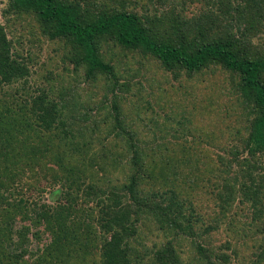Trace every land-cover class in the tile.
Instances as JSON below:
<instances>
[{"label": "trees", "instance_id": "obj_1", "mask_svg": "<svg viewBox=\"0 0 264 264\" xmlns=\"http://www.w3.org/2000/svg\"><path fill=\"white\" fill-rule=\"evenodd\" d=\"M6 1L5 15L35 20L27 27L38 29L23 42L0 24V264H228L231 257L242 264L250 253L248 264H264V236L255 237L264 234L260 166L248 165L247 180L235 153L234 166L221 158L199 172L206 162L195 155L194 130L215 129L194 103L184 107L188 116L172 115L178 122L168 127L184 144L172 162L161 153L166 147L152 151L144 126H127L120 108V91L139 69L133 57L150 55L166 70L204 80L208 96H224L222 107L249 124L258 158L264 46L252 38L264 34V0ZM56 58L61 64L52 67ZM120 162L129 171L121 177ZM225 176L232 183L224 190L238 186L242 204L240 217L227 222L228 193L207 189ZM212 179L217 184L207 187ZM48 191L53 210L43 200ZM39 223L52 230L48 250L30 248L39 245L41 231H31Z\"/></svg>", "mask_w": 264, "mask_h": 264}, {"label": "rangeland", "instance_id": "obj_2", "mask_svg": "<svg viewBox=\"0 0 264 264\" xmlns=\"http://www.w3.org/2000/svg\"><path fill=\"white\" fill-rule=\"evenodd\" d=\"M7 1L6 0H0V24L3 25L6 29V32L8 33V37H14L18 38L20 37V40L24 42V39L26 40V36L34 35L35 31L38 29L36 26V29H33L31 27H27L29 24H33L32 26H35V20L32 19H19L15 20V17L13 15H5L3 13V10L6 8ZM29 23L27 24V22ZM24 26L23 28H21ZM28 38V37H27ZM253 42L260 43L259 44V50L264 46V34L252 38ZM16 48H23V46H19V44H15ZM261 47V48H260ZM135 60L132 64L133 68H139L135 71L134 76L131 77L130 81L131 84L128 86V91H120V95L122 96L121 103V111H123V116L125 118V122L127 123L128 127L134 128L135 124L141 128L144 133L146 134V140L149 143V145L152 147V151L154 150L156 154H159V148L163 150V154H166V157L170 159L172 162V157L177 159L178 158V152H180L184 144L182 142H177L178 139L173 135L171 129L168 126L175 125L178 121H176V117H172V115H178L179 114H187L185 112V108L189 106V103H194L195 106L200 107V117L201 115L204 116L207 114L211 115L208 116V118L205 117L204 120L208 119V123L202 122L204 125L209 126V130L215 129V133L211 134L208 132H205L204 130H194V134H198L199 137L197 138V147L195 151V155L199 159H203L206 164L204 168L200 166L199 172H202L203 174L210 172L211 167L215 162L221 161V158L223 161L232 160V166L235 165L236 159L234 158V154L237 153V156L239 159L237 160L238 164L236 165V169L239 168L237 171L239 175L244 176L247 178V172H248V165L251 162L257 163L260 167H258L255 171L256 175H264V160L260 159L259 156H264V150L259 152L258 158H256L252 153L250 152V147H253L252 144H248V141L246 139L247 130L249 129V124L244 123V120L240 117H236L232 114L230 108L231 107H222L221 101L224 98V96L219 95L217 91H212L213 96H208L209 94V85H204V80L199 79L198 77H195L194 75L190 76L187 73H175L173 70H166L158 60L153 59L150 57V55H143V54H136L135 57H133ZM114 62H119L118 59H112ZM58 58L54 59L50 62L52 64V67H54L55 64H59ZM61 64V63H60ZM55 71H58L59 69H54ZM68 81V77L66 76L63 83H66ZM54 84H57L56 81H54ZM212 90V89H211ZM119 93V91H117ZM222 94V92H221ZM217 101V102H215ZM177 102H180L177 104ZM3 105V104H2ZM226 106V105H225ZM222 107V108H220ZM3 106L0 104V113L2 112ZM205 112V113H204ZM126 116V117H125ZM178 119V118H177ZM181 120V119H180ZM148 121H152V124H150L151 127H147L144 124H149ZM167 121V122H166ZM176 121V122H175ZM160 122H166V126L157 127L158 123ZM175 122V123H174ZM248 126V128L246 127ZM158 128V130H161L160 134L155 133V130ZM6 132H10L7 129H4ZM179 130V129H178ZM185 131V129H183ZM0 131H3L0 129ZM84 129L80 130L79 133L82 134V136L85 134ZM192 131V130H191ZM163 132H166V134H163ZM158 134V135H156ZM8 135V133H7ZM112 135H109L111 137ZM165 136L164 138H162ZM103 142V141H102ZM104 143V142H103ZM250 143V142H249ZM111 147H114L113 144H108ZM102 149V145H98L96 148V152H99V150ZM166 150V151H165ZM100 153V152H99ZM118 154H120V151H118ZM257 154V153H255ZM125 155V154H123ZM236 155V154H235ZM155 156V155H154ZM107 157V156H106ZM104 157V162L107 161V158ZM120 158V155H119ZM121 159V158H120ZM117 160V164H118ZM119 163L118 169L123 168L127 172H122L119 170L118 174L119 177H121V174H128L129 171L126 167H123ZM108 164V163H107ZM121 164V166H120ZM152 164V163H151ZM153 165V164H152ZM169 167L165 161H162V168ZM151 168V167H150ZM177 168V167H175ZM179 169H183L184 167L179 163L178 164ZM152 171L153 168H151ZM28 174L26 177H23L24 180H27L29 184H33V176H30ZM223 182H219L218 184L214 182V180H211V183H207V187H209L211 184H217L218 186L216 188H207L212 190L213 192H216L217 190H221L223 188L224 182L232 183L230 179H228L226 176L224 177ZM248 180V178H247ZM190 185L194 183H189ZM241 185V184H240ZM226 186L227 191H223L222 193L226 192L228 194H225L227 197H229L230 201V207L227 209H222V219L227 222L228 220H232V218H239L240 213L242 211V204L239 202V187L234 186L233 188L235 190H232L230 186ZM58 187V185H56ZM194 188V187H193ZM141 192L144 190L147 194V187L144 185V183L141 185L140 188ZM49 191L48 193L43 194V200L48 201L51 204V209L53 210V206L55 205V197L53 196L49 198ZM232 199H235V202H231ZM63 204H64V199ZM264 201V196L260 199ZM51 210V211H52ZM234 211V212H233ZM241 219V218H240ZM242 220V219H241ZM245 221V220H244ZM57 224V223H56ZM48 224L47 223H39L31 227V231L33 232L35 230H40V236L41 239L37 242L39 245H31V249H35L36 246L42 247V250H48L47 243L51 239V231L47 229ZM49 229H54V227H49ZM249 236L250 231L248 232ZM257 234L255 232V237H257V242H260V237L264 236V234ZM54 237H59V234L56 233ZM53 237V238H54ZM247 240L250 238H246ZM49 240V241H47ZM249 241V240H248ZM47 242V243H46ZM63 242V240H62ZM46 244L45 246L43 244ZM253 243V242H250ZM250 252V251H249ZM41 254V253H40ZM39 254V255H40ZM37 255V253H36ZM35 257V256H34ZM252 254H248L243 257L242 264H248L249 260L252 258ZM230 262L228 264H237L238 262L234 257H231Z\"/></svg>", "mask_w": 264, "mask_h": 264}]
</instances>
